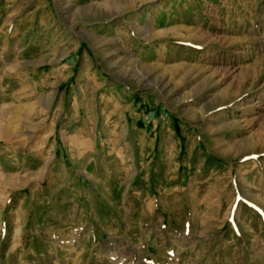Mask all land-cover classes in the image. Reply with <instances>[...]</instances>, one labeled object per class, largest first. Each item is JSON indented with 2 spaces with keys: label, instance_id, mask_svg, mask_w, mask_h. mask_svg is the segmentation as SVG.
Masks as SVG:
<instances>
[{
  "label": "rangeland",
  "instance_id": "1",
  "mask_svg": "<svg viewBox=\"0 0 264 264\" xmlns=\"http://www.w3.org/2000/svg\"><path fill=\"white\" fill-rule=\"evenodd\" d=\"M0 264H264V0H0Z\"/></svg>",
  "mask_w": 264,
  "mask_h": 264
}]
</instances>
